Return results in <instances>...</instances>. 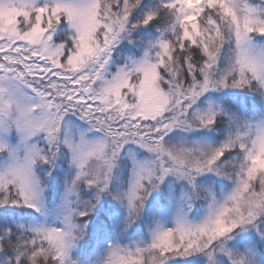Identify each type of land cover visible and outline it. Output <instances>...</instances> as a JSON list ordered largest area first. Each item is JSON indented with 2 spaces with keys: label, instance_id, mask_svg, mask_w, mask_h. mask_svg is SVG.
I'll use <instances>...</instances> for the list:
<instances>
[{
  "label": "snow or ice",
  "instance_id": "6c2138e0",
  "mask_svg": "<svg viewBox=\"0 0 264 264\" xmlns=\"http://www.w3.org/2000/svg\"><path fill=\"white\" fill-rule=\"evenodd\" d=\"M0 264H264V0H0Z\"/></svg>",
  "mask_w": 264,
  "mask_h": 264
}]
</instances>
